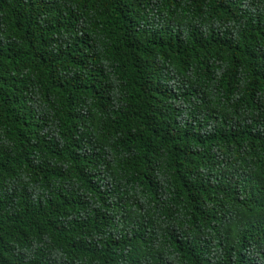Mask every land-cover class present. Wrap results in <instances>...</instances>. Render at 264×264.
Listing matches in <instances>:
<instances>
[{
	"label": "trees",
	"instance_id": "trees-1",
	"mask_svg": "<svg viewBox=\"0 0 264 264\" xmlns=\"http://www.w3.org/2000/svg\"><path fill=\"white\" fill-rule=\"evenodd\" d=\"M0 264H264V0H0Z\"/></svg>",
	"mask_w": 264,
	"mask_h": 264
}]
</instances>
